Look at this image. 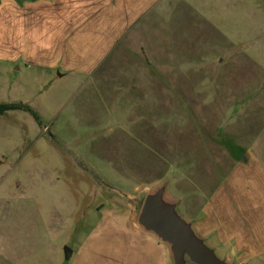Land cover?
I'll return each instance as SVG.
<instances>
[{
  "label": "rangeland",
  "instance_id": "obj_1",
  "mask_svg": "<svg viewBox=\"0 0 264 264\" xmlns=\"http://www.w3.org/2000/svg\"><path fill=\"white\" fill-rule=\"evenodd\" d=\"M42 2L0 0V104L39 116L0 115V254L20 264L65 263L102 210L138 217L166 181L186 203L236 153L241 110L264 111V0L160 2L102 58Z\"/></svg>",
  "mask_w": 264,
  "mask_h": 264
},
{
  "label": "crops",
  "instance_id": "obj_2",
  "mask_svg": "<svg viewBox=\"0 0 264 264\" xmlns=\"http://www.w3.org/2000/svg\"><path fill=\"white\" fill-rule=\"evenodd\" d=\"M164 1L168 0H43L42 3L46 12L50 10V21L61 38L78 46L82 44L83 54L94 52L102 58L116 39L131 31L149 10ZM15 5L20 7L19 3ZM140 23L141 29L146 28V22ZM232 102L244 101L241 97ZM255 103L250 109L241 110L237 117L235 135L239 137L232 143L234 148L225 147L236 153L217 160L214 166L219 171H214L211 180L202 185L194 182L193 193L186 203L182 201L196 231L222 257L235 264H264V111L260 103ZM102 211L103 221L92 238L78 250H72L70 260L55 263L171 264L167 246L140 228L133 208ZM3 248L0 264H20L13 245L9 250ZM41 261L40 264H52L49 258L43 257Z\"/></svg>",
  "mask_w": 264,
  "mask_h": 264
},
{
  "label": "water",
  "instance_id": "obj_3",
  "mask_svg": "<svg viewBox=\"0 0 264 264\" xmlns=\"http://www.w3.org/2000/svg\"><path fill=\"white\" fill-rule=\"evenodd\" d=\"M137 223L167 246L171 264H235L196 231L195 222L182 211V201L170 195L168 181L147 193ZM71 256L66 248L65 259Z\"/></svg>",
  "mask_w": 264,
  "mask_h": 264
},
{
  "label": "trees",
  "instance_id": "obj_4",
  "mask_svg": "<svg viewBox=\"0 0 264 264\" xmlns=\"http://www.w3.org/2000/svg\"><path fill=\"white\" fill-rule=\"evenodd\" d=\"M25 110L28 112H31L32 114L35 115V117L37 119H39V116L37 114V112L30 106L25 105V104H18V103H3L0 104V115H4L6 114L8 111H12V110Z\"/></svg>",
  "mask_w": 264,
  "mask_h": 264
}]
</instances>
